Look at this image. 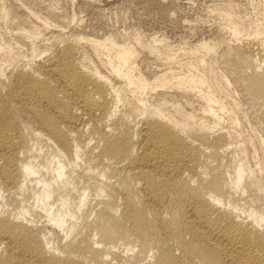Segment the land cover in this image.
<instances>
[{"label": "bare ground", "instance_id": "bare-ground-1", "mask_svg": "<svg viewBox=\"0 0 264 264\" xmlns=\"http://www.w3.org/2000/svg\"><path fill=\"white\" fill-rule=\"evenodd\" d=\"M46 13L0 0V264H264V19L148 75Z\"/></svg>", "mask_w": 264, "mask_h": 264}, {"label": "rangeland", "instance_id": "rangeland-1", "mask_svg": "<svg viewBox=\"0 0 264 264\" xmlns=\"http://www.w3.org/2000/svg\"><path fill=\"white\" fill-rule=\"evenodd\" d=\"M5 1L16 9L23 3L41 14H47L48 9L53 8L63 17H76L68 27L64 28V36H69L72 32H81L90 37H101L112 33L120 39H133L137 33L143 42H148L153 36H157L162 40L159 41L163 46L162 52L150 53L140 47L137 56L139 68L148 75L167 69L170 65L174 66L173 69H182L184 66L181 62L188 59L186 49L199 41H218L220 53L231 37L221 16L223 9L228 5L233 6L236 19L247 27L252 26L258 19H264V0ZM50 29L54 32L57 28L45 30L43 42L52 45ZM173 53L180 54V62H168V55ZM220 69L219 66L218 70ZM246 107L249 112H253L250 103H247Z\"/></svg>", "mask_w": 264, "mask_h": 264}]
</instances>
